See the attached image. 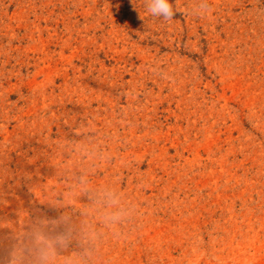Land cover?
<instances>
[{"label":"rangeland","instance_id":"obj_1","mask_svg":"<svg viewBox=\"0 0 264 264\" xmlns=\"http://www.w3.org/2000/svg\"><path fill=\"white\" fill-rule=\"evenodd\" d=\"M172 2L0 0V264H264V0Z\"/></svg>","mask_w":264,"mask_h":264},{"label":"clouds","instance_id":"obj_2","mask_svg":"<svg viewBox=\"0 0 264 264\" xmlns=\"http://www.w3.org/2000/svg\"><path fill=\"white\" fill-rule=\"evenodd\" d=\"M207 6H205L206 10ZM145 11L153 17H161L165 20L174 16L180 9L174 6L172 0H144Z\"/></svg>","mask_w":264,"mask_h":264}]
</instances>
